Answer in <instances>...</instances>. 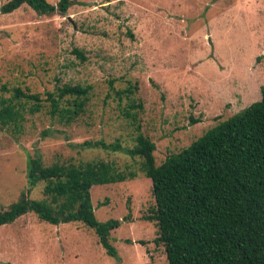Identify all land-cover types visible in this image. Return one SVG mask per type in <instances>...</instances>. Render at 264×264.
<instances>
[{
	"label": "rangeland",
	"instance_id": "obj_1",
	"mask_svg": "<svg viewBox=\"0 0 264 264\" xmlns=\"http://www.w3.org/2000/svg\"><path fill=\"white\" fill-rule=\"evenodd\" d=\"M65 83L93 85L86 114L72 125L43 110L27 114L20 132L0 126V208L26 188L30 156L47 164L114 160L136 175L91 192L100 220L122 219L112 232L119 257L85 224H51L31 212L0 226V264H168L165 246L155 242L158 226L145 217L155 196L142 159L80 144L119 139L134 146L135 128L115 92L135 84L157 164L261 99L264 0H73L66 15L28 5L0 14V86L43 93ZM43 188L31 196L44 197Z\"/></svg>",
	"mask_w": 264,
	"mask_h": 264
},
{
	"label": "trees",
	"instance_id": "obj_2",
	"mask_svg": "<svg viewBox=\"0 0 264 264\" xmlns=\"http://www.w3.org/2000/svg\"><path fill=\"white\" fill-rule=\"evenodd\" d=\"M72 4L73 0H8L0 14L28 5L39 14L66 15ZM75 52L85 59L82 50ZM137 88L135 84L115 92L122 115L135 128L134 146L125 147L119 139H88L80 146L142 159L155 196L145 217L158 226L155 242L165 246L168 264H264V87L261 99L219 121L161 164L156 162V143L142 130L144 103L135 96ZM92 90V84L65 83L41 93L3 84L0 126L20 132L27 114L43 110L52 120L72 125L86 114ZM135 175L102 157L47 164L41 155L30 156L26 188L16 201L0 208V226L31 212L51 224L81 222L94 230L109 255L119 257L112 232L122 219L100 220L91 189ZM40 183L44 197L34 198L31 192Z\"/></svg>",
	"mask_w": 264,
	"mask_h": 264
}]
</instances>
